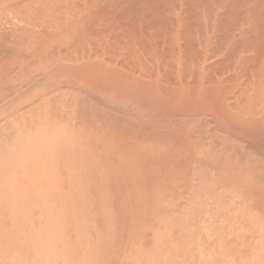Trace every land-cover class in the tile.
Here are the masks:
<instances>
[{
  "label": "bare ground",
  "instance_id": "obj_1",
  "mask_svg": "<svg viewBox=\"0 0 264 264\" xmlns=\"http://www.w3.org/2000/svg\"><path fill=\"white\" fill-rule=\"evenodd\" d=\"M0 264H264V0H0Z\"/></svg>",
  "mask_w": 264,
  "mask_h": 264
}]
</instances>
